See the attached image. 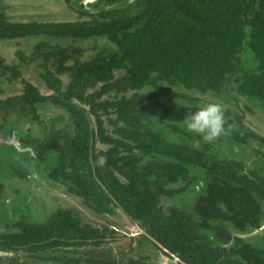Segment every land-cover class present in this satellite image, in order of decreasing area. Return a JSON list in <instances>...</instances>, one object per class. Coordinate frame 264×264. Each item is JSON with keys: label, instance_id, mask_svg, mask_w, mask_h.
<instances>
[{"label": "trees", "instance_id": "trees-1", "mask_svg": "<svg viewBox=\"0 0 264 264\" xmlns=\"http://www.w3.org/2000/svg\"><path fill=\"white\" fill-rule=\"evenodd\" d=\"M63 1L72 19L0 11L16 44L0 53V161L94 216L120 210L186 264H264V0ZM210 102L226 129L211 141L183 123ZM31 218L0 232L3 264H157L151 246L182 264L140 233L115 256L117 231L73 207Z\"/></svg>", "mask_w": 264, "mask_h": 264}, {"label": "rangeland", "instance_id": "rangeland-1", "mask_svg": "<svg viewBox=\"0 0 264 264\" xmlns=\"http://www.w3.org/2000/svg\"><path fill=\"white\" fill-rule=\"evenodd\" d=\"M1 10H3L11 20L23 21L32 19L39 21L72 19L74 13L63 0H0V11ZM21 44L18 43V45L22 46ZM15 49L16 44H0V53L8 61L14 58ZM31 75H34L31 70L24 73V76L27 78ZM50 110L51 109H48L47 106L42 107V118L48 119L52 113ZM57 113L56 111L55 115ZM245 118L252 126L258 123L254 116L246 114ZM25 128H28V126ZM22 130H24V126H20L19 131ZM260 131L264 133V127L260 128ZM40 132L41 124H36L32 129V133L41 134ZM2 135L3 134L0 133V143L8 144L6 143L7 139H3ZM5 149L6 151L8 150L7 147H5ZM10 156L14 160L1 156L2 160L0 161V183L3 184L2 189L0 188V232L7 230V228H9L7 224L20 215L25 214L32 217L31 219L33 221L43 222L56 207H73L79 213L83 214V218L85 217V219H89L97 225L108 222L117 231L118 239L106 243L103 246L105 250L111 251L115 256L121 250H127L129 242L127 236L133 235L136 228L131 226L126 216L120 210L111 216H94L88 210L78 205L79 203L77 200L72 198L71 195H67L62 191L59 184H53L46 180L39 170L32 171L30 177L28 176L29 178L18 176L17 172L21 173L25 164L20 160L22 166L18 167V156ZM15 165L17 166L15 167L16 169H12ZM15 170H17V172H14ZM10 175L11 177H6ZM38 196L41 199L38 198ZM149 249L157 264H173V261L166 258L156 249H153L152 246L149 247ZM0 255L6 254L0 252ZM70 256L77 257L76 255H69L68 257ZM5 260V257L2 256L0 264H3Z\"/></svg>", "mask_w": 264, "mask_h": 264}, {"label": "clouds", "instance_id": "clouds-1", "mask_svg": "<svg viewBox=\"0 0 264 264\" xmlns=\"http://www.w3.org/2000/svg\"><path fill=\"white\" fill-rule=\"evenodd\" d=\"M188 132L202 135L209 141L226 134L224 111L219 103H207L183 118Z\"/></svg>", "mask_w": 264, "mask_h": 264}, {"label": "water", "instance_id": "water-1", "mask_svg": "<svg viewBox=\"0 0 264 264\" xmlns=\"http://www.w3.org/2000/svg\"><path fill=\"white\" fill-rule=\"evenodd\" d=\"M91 1V0H89ZM138 232L141 234H144L146 237H148L151 241H153L154 243H156L162 250H164L168 255H170L171 257H173L176 261H179L182 264H186L184 261H182L181 259H179L176 255H174L172 252H170L169 250H167L166 248H164L159 242H157L153 237H151L148 233H146L143 229L138 228ZM255 232V231H254ZM253 232V233H254Z\"/></svg>", "mask_w": 264, "mask_h": 264}, {"label": "flooded vegetation", "instance_id": "flooded-vegetation-1", "mask_svg": "<svg viewBox=\"0 0 264 264\" xmlns=\"http://www.w3.org/2000/svg\"><path fill=\"white\" fill-rule=\"evenodd\" d=\"M60 188H61V190L63 191V187L62 186H60ZM62 194H64V193H62ZM56 195V194H55ZM38 198H40L39 196H38ZM41 199V198H40ZM131 226L132 227H134V228H136V230H135V233H133V235H131V236H137V234L139 233L138 232V228L134 225V224H131ZM141 234V233H140ZM163 255V254H162ZM166 257V256H165ZM166 258H168V257H166ZM33 264H38V262H35V261H33ZM39 264H42V263H39Z\"/></svg>", "mask_w": 264, "mask_h": 264}]
</instances>
